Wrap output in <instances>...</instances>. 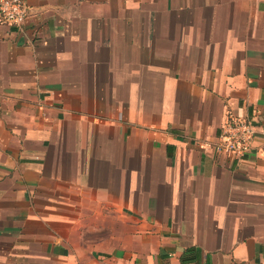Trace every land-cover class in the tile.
Wrapping results in <instances>:
<instances>
[{
    "label": "crops",
    "instance_id": "crops-1",
    "mask_svg": "<svg viewBox=\"0 0 264 264\" xmlns=\"http://www.w3.org/2000/svg\"><path fill=\"white\" fill-rule=\"evenodd\" d=\"M0 23V264H264V0H29ZM206 144V146H204Z\"/></svg>",
    "mask_w": 264,
    "mask_h": 264
},
{
    "label": "built area",
    "instance_id": "built-area-1",
    "mask_svg": "<svg viewBox=\"0 0 264 264\" xmlns=\"http://www.w3.org/2000/svg\"><path fill=\"white\" fill-rule=\"evenodd\" d=\"M29 10V0H0V23L21 28ZM261 136L264 137V129L258 130L249 117L230 113L211 147L216 154L240 159L251 152L256 139Z\"/></svg>",
    "mask_w": 264,
    "mask_h": 264
}]
</instances>
